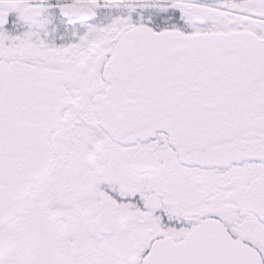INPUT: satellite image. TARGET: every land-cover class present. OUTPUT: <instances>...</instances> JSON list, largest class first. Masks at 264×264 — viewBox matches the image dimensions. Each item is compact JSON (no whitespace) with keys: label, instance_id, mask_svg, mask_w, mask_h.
I'll return each instance as SVG.
<instances>
[{"label":"snow or ice","instance_id":"1","mask_svg":"<svg viewBox=\"0 0 264 264\" xmlns=\"http://www.w3.org/2000/svg\"><path fill=\"white\" fill-rule=\"evenodd\" d=\"M0 264H264V0H0Z\"/></svg>","mask_w":264,"mask_h":264}]
</instances>
